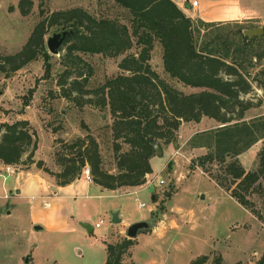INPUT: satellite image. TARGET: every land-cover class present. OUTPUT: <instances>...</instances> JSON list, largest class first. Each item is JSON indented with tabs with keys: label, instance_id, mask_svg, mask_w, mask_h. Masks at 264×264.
I'll return each mask as SVG.
<instances>
[{
	"label": "rangeland",
	"instance_id": "1",
	"mask_svg": "<svg viewBox=\"0 0 264 264\" xmlns=\"http://www.w3.org/2000/svg\"><path fill=\"white\" fill-rule=\"evenodd\" d=\"M18 2L0 0V56L17 53L35 24L53 11L81 7L96 17L114 18L122 23L127 18L126 10L113 0H32L26 15L20 13ZM226 22L231 24L223 32H235L236 27L232 23L241 22L244 30L253 26L263 27L261 35L251 38L264 34V23L245 20ZM60 27H48L44 34L46 57L31 60L8 75L0 72V123L28 120L37 137L32 158L35 162L41 161L40 168L35 162L28 167L19 165L15 168L41 169L55 180L43 168L59 171L57 153L77 138L90 135L98 142L103 166L113 171L111 114L108 106H99L101 97L94 90L108 78L124 72L119 67L124 55L82 54L83 63L72 70L86 75L81 89L83 92L74 90L66 95L64 92H67L68 84L64 85L63 91L57 77L65 68L61 64L65 47L52 54L46 45L47 37L60 31ZM149 62L151 68L171 86L185 93L199 90L169 76L163 68L162 48L156 40L152 43ZM261 62L264 64V60ZM244 98L251 99L255 105L246 112V119L264 114L260 89L254 88ZM216 126L217 122L207 117L199 122H182L175 132L176 140L159 144L162 154L155 152L150 158L152 173L139 186L143 189L133 192L134 188H123L101 193L92 189L90 197L77 199L78 206L87 209L92 232L70 219L68 224L60 219L58 227L72 228L58 233L48 232L38 222L34 225L41 228L35 229L29 221L28 198L17 200L21 205L7 214L13 206L11 203L16 201L9 185L15 178L20 180L23 176L15 172L7 174L4 170L0 175V264H105L104 244H114L126 237L124 221L135 222L153 215L156 216L155 226L132 238V244L122 255L123 264H188L200 255L208 256L203 264H211L218 254L222 256L223 264L236 261L254 264L264 256V221L252 215L199 167L191 166L192 159L204 153L205 148L191 147L189 139L196 132ZM259 144L240 156L246 168L255 163ZM2 168L0 164V170ZM160 180L163 182L159 183ZM4 193L8 194L7 198L2 197ZM251 198L264 217L261 198L257 195ZM44 202L43 205H47ZM139 202H144L146 206L137 208ZM40 206L41 212L48 209ZM112 212L119 213L123 221L113 223ZM96 223L99 226H95Z\"/></svg>",
	"mask_w": 264,
	"mask_h": 264
},
{
	"label": "trees",
	"instance_id": "2",
	"mask_svg": "<svg viewBox=\"0 0 264 264\" xmlns=\"http://www.w3.org/2000/svg\"><path fill=\"white\" fill-rule=\"evenodd\" d=\"M127 12L126 22L96 17L81 7L53 11L34 26L22 48L0 56V72H15L31 60L48 55L44 34L48 27L71 31L59 47L61 64L58 83L66 95L83 92L87 77L73 72L83 63L82 54L124 55L119 67L124 71L108 78L94 90L100 95L99 106H108L111 114L113 171L103 166L98 142L94 137L77 138L56 155L60 170H43L65 185L89 166L92 183L104 190L133 188L145 183L152 173L150 158L153 143L169 144L176 140L182 122L213 119L217 126L196 132L191 147L205 152L191 161L219 187L226 190L252 215L264 221L252 200L261 198L264 206V114L246 119L255 106L244 96L258 88L264 100V34L248 38L241 22H233L236 31L223 32L230 22H208L187 15L173 0H113ZM32 0H19L21 14L29 13ZM162 48L163 68L170 77L199 90L185 93L162 79L151 68L153 41ZM132 48H136L131 52ZM255 70V72H254ZM75 74V75H74ZM84 75V76H83ZM70 77H73L69 80ZM260 142L255 163L246 168L240 156ZM36 131L26 119L0 123V163L25 166L34 163ZM83 159V162L80 161ZM38 168L41 161L35 162ZM132 244L125 237L106 244L105 264H123L122 255ZM207 255L197 256L188 264H203ZM211 264H223L220 254ZM232 264H242L236 261ZM254 264H264V256Z\"/></svg>",
	"mask_w": 264,
	"mask_h": 264
},
{
	"label": "crops",
	"instance_id": "3",
	"mask_svg": "<svg viewBox=\"0 0 264 264\" xmlns=\"http://www.w3.org/2000/svg\"><path fill=\"white\" fill-rule=\"evenodd\" d=\"M173 1L187 15L208 22L245 20L260 24L264 23V0H195L196 5H192L194 0L192 2H189V0ZM15 173H20L23 179L21 177L20 180L15 178L9 185V191H14L13 197L16 200L14 203H11L13 206L9 212L11 213L13 209L21 205L17 200L23 198L30 199V202L27 204L30 224L33 226L38 222L50 233H58L67 228H72L58 227L60 219H64L66 224L70 223L69 219L79 223H88L87 209L79 207L76 200L90 197L92 189L98 193L104 191L98 185L93 184L92 180H87L84 174H81L68 184L57 185L55 180L41 172V169L30 171L29 169L23 170L18 168L17 170L16 168ZM133 188L132 191L137 192L144 187L140 188L137 186ZM116 191L118 190H110V192ZM151 197L154 198L153 193ZM44 200L47 201V205H43ZM40 205L48 209L45 212H41L39 210ZM81 205L87 206L88 204L84 205V203H81ZM9 212L7 211L6 213L8 214ZM120 220V222L123 221L122 218ZM130 222L124 221L123 225L128 226ZM92 231L93 227L90 232ZM104 246L106 247V243Z\"/></svg>",
	"mask_w": 264,
	"mask_h": 264
},
{
	"label": "water",
	"instance_id": "4",
	"mask_svg": "<svg viewBox=\"0 0 264 264\" xmlns=\"http://www.w3.org/2000/svg\"><path fill=\"white\" fill-rule=\"evenodd\" d=\"M71 33V31L66 30L64 27L60 29L58 32H53L50 36L46 39V45L47 49L52 54H57L59 52V47L61 43L63 42L64 38L67 34ZM243 33L248 36V38H251L253 35H261L263 33V27L262 26H253L251 28L243 30ZM153 148L156 154L161 155L162 151L158 144V142L153 143ZM80 161L83 162V159L80 158ZM18 191V190H16ZM9 212V211H8ZM111 221L113 223L120 222V218L118 216L117 212L111 213ZM80 224L87 229L88 232L91 231L92 226L89 223L86 222H80ZM156 224V216L153 215L150 218L138 220L135 222L130 223L126 230H125V236L129 239H132L136 237L140 232H143L147 229H151ZM35 229H40L41 226L35 225ZM27 261V257L25 259Z\"/></svg>",
	"mask_w": 264,
	"mask_h": 264
},
{
	"label": "built area",
	"instance_id": "5",
	"mask_svg": "<svg viewBox=\"0 0 264 264\" xmlns=\"http://www.w3.org/2000/svg\"><path fill=\"white\" fill-rule=\"evenodd\" d=\"M192 5H196V1L194 0L192 2ZM16 166L10 165V166H3L2 170H0V175L2 174V172L5 170L7 174H13L16 171ZM81 174L85 176V178L89 181H91V176H90V171H89V166L88 165H84L81 171ZM80 174V175H81ZM147 180V177H146ZM146 182V181H145ZM163 181L160 180L159 183H162ZM2 197L7 198L8 194L4 193L2 194ZM44 204H47V202L45 201ZM146 204L144 202H139L137 204V208L141 209L143 207H145ZM95 226H99V223H96Z\"/></svg>",
	"mask_w": 264,
	"mask_h": 264
}]
</instances>
